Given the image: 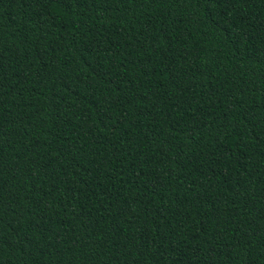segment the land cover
<instances>
[{"label": "trees", "instance_id": "1", "mask_svg": "<svg viewBox=\"0 0 264 264\" xmlns=\"http://www.w3.org/2000/svg\"><path fill=\"white\" fill-rule=\"evenodd\" d=\"M0 264H264V0H0Z\"/></svg>", "mask_w": 264, "mask_h": 264}]
</instances>
